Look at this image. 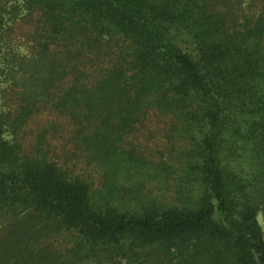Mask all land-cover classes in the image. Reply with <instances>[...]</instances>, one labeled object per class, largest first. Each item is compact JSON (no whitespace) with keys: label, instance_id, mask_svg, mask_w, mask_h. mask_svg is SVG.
<instances>
[{"label":"trees","instance_id":"obj_1","mask_svg":"<svg viewBox=\"0 0 264 264\" xmlns=\"http://www.w3.org/2000/svg\"><path fill=\"white\" fill-rule=\"evenodd\" d=\"M264 0H0V264H264Z\"/></svg>","mask_w":264,"mask_h":264},{"label":"rangeland","instance_id":"obj_2","mask_svg":"<svg viewBox=\"0 0 264 264\" xmlns=\"http://www.w3.org/2000/svg\"><path fill=\"white\" fill-rule=\"evenodd\" d=\"M14 1L20 2L21 0H7V3L10 4V3L14 2ZM257 220H258V223L261 226V229H262V232H263V236H264V209L260 210L257 213Z\"/></svg>","mask_w":264,"mask_h":264}]
</instances>
